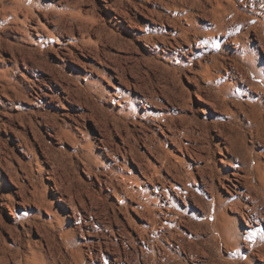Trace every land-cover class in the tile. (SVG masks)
Masks as SVG:
<instances>
[{
	"label": "bare ground",
	"instance_id": "obj_1",
	"mask_svg": "<svg viewBox=\"0 0 264 264\" xmlns=\"http://www.w3.org/2000/svg\"><path fill=\"white\" fill-rule=\"evenodd\" d=\"M0 264H264V0H0Z\"/></svg>",
	"mask_w": 264,
	"mask_h": 264
},
{
	"label": "rangeland",
	"instance_id": "obj_2",
	"mask_svg": "<svg viewBox=\"0 0 264 264\" xmlns=\"http://www.w3.org/2000/svg\"><path fill=\"white\" fill-rule=\"evenodd\" d=\"M182 81L186 84V79L182 78ZM194 99V97H193ZM2 134H6V132L2 131ZM10 147V148H9ZM11 147H14L13 149H15V151L18 152V148L16 147V145L14 144L13 141L8 142V148L10 150H12ZM81 175L84 177V173L81 172ZM215 220H216V215L214 214V211H211L210 215L208 216V218L206 219L205 223H207L213 230H214V226H215ZM218 236V234L216 232H214V239H216Z\"/></svg>",
	"mask_w": 264,
	"mask_h": 264
}]
</instances>
